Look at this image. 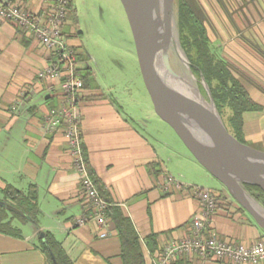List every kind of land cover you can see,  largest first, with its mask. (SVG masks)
I'll list each match as a JSON object with an SVG mask.
<instances>
[{
  "label": "crops",
  "instance_id": "crops-1",
  "mask_svg": "<svg viewBox=\"0 0 264 264\" xmlns=\"http://www.w3.org/2000/svg\"><path fill=\"white\" fill-rule=\"evenodd\" d=\"M14 1L35 11L46 2ZM234 2L235 9L247 19H235L238 30L233 39H224L223 55L233 63L235 76L251 98L262 107L244 112L243 129L247 141L264 150V0ZM72 5L78 27L67 26L66 31L86 62L82 67L87 81L79 104L84 152L112 205L132 221L146 263L153 264L167 242L190 234L192 217L201 210L193 191L204 187L180 181L179 188L164 185L165 177L173 176L174 156L168 153L172 149L143 133L118 96L100 85L93 57L82 40L75 0ZM47 63L45 49L30 32L10 22L0 23V206L10 212L12 227L18 230L17 234L0 231V264H53L42 250L46 233L62 244L75 264H123L122 243L111 216L107 215L104 225L77 222L88 215L89 206L70 144L63 128L47 132L42 126L46 113L60 104L57 79L39 76ZM7 185L30 191V206L37 205V209H30V215L22 218L14 208L16 203L5 196ZM211 190L222 194L210 219L212 231L244 243L264 236V229L227 190ZM101 231L107 235L100 236ZM153 235L156 245L151 250L147 241ZM176 261L234 264L201 259L193 253Z\"/></svg>",
  "mask_w": 264,
  "mask_h": 264
},
{
  "label": "water",
  "instance_id": "water-1",
  "mask_svg": "<svg viewBox=\"0 0 264 264\" xmlns=\"http://www.w3.org/2000/svg\"><path fill=\"white\" fill-rule=\"evenodd\" d=\"M135 42L145 86L157 114L181 138L196 160L226 188L228 193L264 229V206L245 184L264 191V150L240 141L226 127L210 88L206 100L196 85L200 99L182 92L190 83L172 67L169 48L176 47L180 61L192 72V63L178 47L172 30L175 0H120ZM178 41V40H177Z\"/></svg>",
  "mask_w": 264,
  "mask_h": 264
},
{
  "label": "built area",
  "instance_id": "built-area-1",
  "mask_svg": "<svg viewBox=\"0 0 264 264\" xmlns=\"http://www.w3.org/2000/svg\"><path fill=\"white\" fill-rule=\"evenodd\" d=\"M71 7L72 0H46L39 11L29 9L19 1H0V23L10 22L27 30L45 49L48 63L39 76L57 79L60 104L46 113L42 126L47 132L63 128L70 144L73 165L89 206L88 215L77 222L95 221L104 225L110 203L100 194L90 173L82 144L79 104L85 88L82 63L86 62L80 58V50L70 42V32L66 31L67 26L73 27L69 16ZM165 180L164 185L168 188L181 187V183L170 174ZM193 192L201 210L192 217L190 234L167 242L153 264H172L179 257L191 253L201 259L216 258L234 264L264 262V236L252 243L222 238L209 227L210 219L219 206V194L208 188H194ZM106 235L105 231H101L100 236Z\"/></svg>",
  "mask_w": 264,
  "mask_h": 264
},
{
  "label": "rangeland",
  "instance_id": "rangeland-1",
  "mask_svg": "<svg viewBox=\"0 0 264 264\" xmlns=\"http://www.w3.org/2000/svg\"><path fill=\"white\" fill-rule=\"evenodd\" d=\"M190 1L195 5L197 15L207 29L214 50L219 56L225 58L223 55L224 39H233L238 30L235 19L241 18V16L243 19H247V16L235 9L234 0ZM75 2L83 33L82 40L93 57L92 66L96 70L98 82L103 88L118 96L119 101L125 106V110H128L130 115L135 117L143 133L156 139L157 144L165 145L168 143L167 146L172 149L168 153H173L174 156V161L171 163L173 176L178 181L189 185L226 190L216 177L210 174L199 162H196V158L192 156L193 154L174 129L157 114L143 80L132 33L121 1L75 0ZM172 19L173 32L188 57L182 45L184 38L180 29V0H175ZM170 59L175 70L184 74L186 79L192 81L194 78V83L200 89L201 86L204 87L202 76H198L193 70L194 76H192L178 55L176 56L174 50L170 54ZM228 62L235 75L237 71L233 63ZM201 92L204 98L209 101L207 91ZM230 113L231 111L225 108L223 115L220 114L224 123L228 120ZM246 143L251 144L247 139Z\"/></svg>",
  "mask_w": 264,
  "mask_h": 264
},
{
  "label": "trees",
  "instance_id": "trees-1",
  "mask_svg": "<svg viewBox=\"0 0 264 264\" xmlns=\"http://www.w3.org/2000/svg\"><path fill=\"white\" fill-rule=\"evenodd\" d=\"M69 16H72V25L77 28V14L73 10V5ZM180 29L184 38L183 41L181 40L182 45L192 63L193 72L198 76L205 77L220 114L223 115L225 108L231 111L228 120L225 121L226 127L240 141L246 143L243 114L246 111L259 110L262 107L251 98L244 85L234 75L229 62L214 50L207 29L198 17L195 5L190 0H180ZM86 81L87 75L84 76L85 85ZM201 91L206 92L202 86ZM89 169L100 194L110 203L107 215L114 220L120 235L123 264H147L140 237L132 221L121 213L118 206L112 205L107 190L99 182L92 169L90 167ZM245 187L264 206V191L259 186L252 184H245ZM4 193L9 200L16 203L14 208L22 218H25V215H30V209H37V205L30 206V191L25 193L11 185H7ZM218 194L221 199L222 194ZM9 213L5 207L0 206V231L17 234L18 230L12 227ZM153 238L154 235L147 241L151 250L156 245L155 238ZM42 250L53 264H75L62 244L50 233L45 234V239L42 241ZM179 263L176 260L172 262V264Z\"/></svg>",
  "mask_w": 264,
  "mask_h": 264
},
{
  "label": "bare ground",
  "instance_id": "bare-ground-1",
  "mask_svg": "<svg viewBox=\"0 0 264 264\" xmlns=\"http://www.w3.org/2000/svg\"><path fill=\"white\" fill-rule=\"evenodd\" d=\"M172 24H173V19H172ZM173 30V29H172ZM173 37L176 41V44H177V47H178V41H177V37L175 36L174 32H173ZM171 48L174 50V52L176 53V56H177V50H176V47L172 46V44L170 45V48L169 50L171 51ZM179 49V47H178ZM169 51V53H170ZM193 78V77H192ZM188 82L190 83L188 86H185L184 84L182 85V92L187 94V95H190L194 98H201L200 95H199V92L197 91V88H196V83H194V78L193 80L191 81V79H187Z\"/></svg>",
  "mask_w": 264,
  "mask_h": 264
},
{
  "label": "flooded vegetation",
  "instance_id": "flooded-vegetation-1",
  "mask_svg": "<svg viewBox=\"0 0 264 264\" xmlns=\"http://www.w3.org/2000/svg\"><path fill=\"white\" fill-rule=\"evenodd\" d=\"M126 14V13H125ZM126 18H127V15H126ZM127 21H128V18H127ZM128 24H129V22H128ZM129 27H130V25H129ZM130 30H131V28H130ZM131 33H132V31H131ZM132 37H133V35H132ZM133 41H134V39H133ZM134 46H135V42H134ZM135 52H136V49H135ZM173 52V49L171 48V51H170V54Z\"/></svg>",
  "mask_w": 264,
  "mask_h": 264
}]
</instances>
